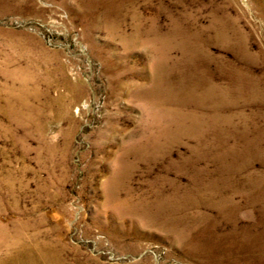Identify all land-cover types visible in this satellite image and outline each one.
Instances as JSON below:
<instances>
[{
	"label": "rangeland",
	"instance_id": "1",
	"mask_svg": "<svg viewBox=\"0 0 264 264\" xmlns=\"http://www.w3.org/2000/svg\"><path fill=\"white\" fill-rule=\"evenodd\" d=\"M0 264H264V0H0Z\"/></svg>",
	"mask_w": 264,
	"mask_h": 264
}]
</instances>
